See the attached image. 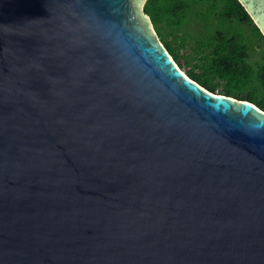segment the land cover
<instances>
[{
  "label": "water",
  "instance_id": "obj_1",
  "mask_svg": "<svg viewBox=\"0 0 264 264\" xmlns=\"http://www.w3.org/2000/svg\"><path fill=\"white\" fill-rule=\"evenodd\" d=\"M146 1L0 0V264H264V110Z\"/></svg>",
  "mask_w": 264,
  "mask_h": 264
},
{
  "label": "trees",
  "instance_id": "obj_2",
  "mask_svg": "<svg viewBox=\"0 0 264 264\" xmlns=\"http://www.w3.org/2000/svg\"><path fill=\"white\" fill-rule=\"evenodd\" d=\"M144 11L191 79L264 110V37L238 0H147Z\"/></svg>",
  "mask_w": 264,
  "mask_h": 264
},
{
  "label": "rangeland",
  "instance_id": "obj_3",
  "mask_svg": "<svg viewBox=\"0 0 264 264\" xmlns=\"http://www.w3.org/2000/svg\"><path fill=\"white\" fill-rule=\"evenodd\" d=\"M251 55H252L251 58H256V57H257V53H251ZM177 65H178V64H177ZM186 69H187L186 66L183 67V68H181V70L184 71L185 73H186ZM218 90H220V87L217 88V91H218Z\"/></svg>",
  "mask_w": 264,
  "mask_h": 264
},
{
  "label": "clouds",
  "instance_id": "obj_4",
  "mask_svg": "<svg viewBox=\"0 0 264 264\" xmlns=\"http://www.w3.org/2000/svg\"><path fill=\"white\" fill-rule=\"evenodd\" d=\"M175 61V60H174ZM177 64V63H176ZM178 66V65H177ZM180 68V67H179ZM181 69V68H180Z\"/></svg>",
  "mask_w": 264,
  "mask_h": 264
}]
</instances>
